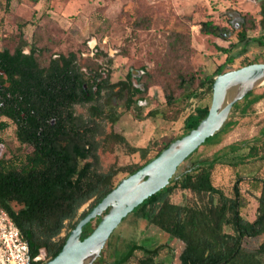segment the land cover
<instances>
[{
    "label": "trees",
    "instance_id": "1",
    "mask_svg": "<svg viewBox=\"0 0 264 264\" xmlns=\"http://www.w3.org/2000/svg\"><path fill=\"white\" fill-rule=\"evenodd\" d=\"M259 3L261 19L251 13L233 10L227 24L213 19L200 21L202 33L231 40L230 47L222 49L228 55L214 74L197 77L189 72L188 67H180L174 90L170 84L163 83L167 103L174 104L184 97V108L188 106L189 111L184 119L183 134L172 137L159 147L157 140L146 146H134L120 133L106 131L107 122L115 123L121 112L100 101L102 87L97 95L92 93L93 84H89L83 71L78 72L76 68L75 53L52 57L48 65L43 66L37 58L35 45L29 54L24 53L21 45L14 52L0 50V65L9 81L7 92L0 99V116L12 117L20 143L16 154L0 156V207L8 212L28 242L30 264L45 263L35 260L42 249L48 259L59 253L78 221L120 181H116L118 173L127 172L126 176L133 173L207 115L209 104L202 105L199 100L204 94L212 93L215 75L232 68L235 59L262 36L249 33L259 26L264 31V0ZM150 24L151 19L142 16L134 19L132 27L146 28ZM237 42L242 48L239 53L231 54ZM168 46L175 62L183 57L190 61L193 48L191 28L173 29ZM132 76L130 71L127 79L112 84V88L121 87L119 95H127L128 108L136 102L137 95L142 94L139 96L142 99L152 82L151 73L146 71L139 76V84L134 83ZM85 83L89 85L86 89ZM176 90L181 96L176 95ZM252 95L254 90L234 103L232 109L241 100H248L243 109V113L247 112L253 103L264 97V91L253 98ZM192 98L199 100L194 102ZM89 102V114H77L74 104ZM235 124L236 121L226 120L222 128L203 144L213 141ZM7 126V121H0L1 130ZM258 139L249 146L246 155H241L242 159L249 156L264 162V138ZM109 142L123 144L131 153L138 152L141 162L126 167L112 164L104 168L100 150L109 148ZM231 148L235 151L240 147L233 143ZM152 150L156 153L149 157ZM223 154L198 159L185 170L177 171L169 184L150 195L133 211L139 218L168 233L171 239L183 242L179 263H166L156 258L162 245L133 241L124 250L117 251L112 264L127 263L136 251L143 253L137 264H264V178L254 177L260 184L258 208L255 218L247 219L241 214L243 202L239 185L242 177L234 184L233 196L214 184L213 169ZM181 191L206 195L208 199L202 204L177 202L173 195ZM87 203L88 206L81 210ZM98 221L95 220V225ZM93 222L85 225L82 237L91 233L95 226ZM64 231L65 235H62ZM256 237H261L258 246L246 248L245 239Z\"/></svg>",
    "mask_w": 264,
    "mask_h": 264
},
{
    "label": "rangeland",
    "instance_id": "2",
    "mask_svg": "<svg viewBox=\"0 0 264 264\" xmlns=\"http://www.w3.org/2000/svg\"><path fill=\"white\" fill-rule=\"evenodd\" d=\"M260 9L259 0H0V48L13 50L17 45L26 43L28 50L35 45L38 48L37 58L43 66L48 65L50 59L59 53L75 52L85 73L107 71L113 83L127 79L128 73L132 71L134 83L139 84V76L143 71L151 73L152 82L147 91L143 93L142 99L139 98L142 94L137 95L136 102L130 108L126 105L127 95L124 98L115 95L110 102L104 99L100 101L121 112L115 123L107 122V132L120 133L134 146H146L157 140L159 147L172 137L183 134L184 119L189 111L188 106L184 108V97L174 104L167 103L163 83L170 84L174 90L180 67H188L189 72L197 77L214 74L228 55L222 49L229 48L231 40L202 33L200 21L213 19L227 24L233 10L251 13L261 19ZM142 16L149 17L151 24L146 28H133L134 19ZM185 26L192 31L190 61L183 57L175 62L168 46L169 35L173 29ZM249 33L262 36L250 44L246 53L235 59L232 68L247 61L264 62V31L259 26ZM91 44L97 47V53H92L94 46L91 47ZM241 48L242 44L237 42L231 54L239 53ZM253 90L254 95L262 93L264 83ZM176 93L181 96L179 90ZM211 99L212 94L207 93L202 99L194 101L192 98L191 101L199 100L202 105H210ZM247 101L241 100L231 108L227 120L236 121V124L213 141L202 144L180 165L178 171L185 170L198 159L224 153L213 169L214 184L227 195L233 196L234 184L242 177L239 185L243 202L241 214L251 220L257 213L260 194V184L254 177L264 178V162L249 156L242 159L241 155L248 153L249 146L257 143L258 137L264 138V97L243 113ZM90 107L91 104L76 105L75 111L88 115ZM2 120H6L8 126L0 129V156L14 155L20 146L15 133L16 126L0 116ZM233 143L240 148L233 151ZM107 144L109 148L100 150L104 168L112 164L126 167L141 162L139 153H131L123 144ZM155 153L156 150H152L149 157ZM127 174L121 171L116 181ZM173 199L202 204L208 197L181 191L174 194ZM87 206L88 203L81 210ZM62 235H65V231ZM260 240L261 237L247 238L244 245L254 249ZM133 241L152 246L162 245L156 258L166 263H179V254L184 247L181 240L171 239L158 226L131 212L113 230L92 264H112L117 251L124 250ZM142 255V252L136 251L125 264H137V259ZM39 256L40 261L49 260L44 249Z\"/></svg>",
    "mask_w": 264,
    "mask_h": 264
},
{
    "label": "water",
    "instance_id": "3",
    "mask_svg": "<svg viewBox=\"0 0 264 264\" xmlns=\"http://www.w3.org/2000/svg\"><path fill=\"white\" fill-rule=\"evenodd\" d=\"M263 81L264 62L262 61L230 68L215 75L207 115L187 133L172 141L152 160L121 179L78 221L69 232L59 253L44 264H92L119 223L150 195L169 184L180 165L222 128L234 103ZM241 83L248 85L239 94L230 98L224 107L225 96ZM223 107L225 109L221 117L218 113ZM97 219L99 221L91 233L82 237L85 225Z\"/></svg>",
    "mask_w": 264,
    "mask_h": 264
},
{
    "label": "built area",
    "instance_id": "4",
    "mask_svg": "<svg viewBox=\"0 0 264 264\" xmlns=\"http://www.w3.org/2000/svg\"><path fill=\"white\" fill-rule=\"evenodd\" d=\"M39 259L40 256L35 257ZM30 260L28 242L8 212L0 207V264H28Z\"/></svg>",
    "mask_w": 264,
    "mask_h": 264
},
{
    "label": "flooded vegetation",
    "instance_id": "5",
    "mask_svg": "<svg viewBox=\"0 0 264 264\" xmlns=\"http://www.w3.org/2000/svg\"><path fill=\"white\" fill-rule=\"evenodd\" d=\"M26 45L27 44H24V43L21 44V46L23 47L24 53L29 54L31 52L32 46H30V49L27 50L26 49ZM17 46H19V45H17ZM16 47H14L13 50L10 49V48H6V47L0 48V50H3V51L4 50H10V52H14ZM91 47H93V49H94L92 51V53H97L98 52V49H97V47H95V45L91 44ZM70 53H75V52H69L68 54H70ZM68 54L59 53V54L55 55L54 58H56L58 56L62 57L63 55H67L68 56ZM76 56H77V54H76ZM75 62H76V68H77L78 72L80 70H82L83 73L85 74V79L87 80V82L89 84H93L92 85V93L97 95V92L99 91V88L101 89V87H102V89L100 91L101 92L100 100L104 99L107 102H110L111 97H114L115 95H119V90H120L121 87L120 86H114V88H112V84H115V83H117L119 81L114 82V83L111 82L109 73H107V71H104V70L94 71L93 70V71H91L89 73H85V71L82 69V67H81V65L79 63L78 57L75 59ZM0 64H1V62H0ZM7 79H8V75H7L6 71L2 68V66L0 65V99L1 100L3 98V93L7 92V88L6 87H8V85H9V81H7ZM84 87L86 89V88L89 87V85L87 83H85ZM90 94H91V92H88V95H90ZM119 96L121 98H124L126 95L124 94L123 96H121V95H119ZM107 102H105V103H107ZM103 103H104V101H103ZM85 104H90V102L89 103H85ZM76 105H82V104L75 103L74 104V109L76 108ZM1 116H3L4 118L9 119L10 121H12L15 124V126L17 127L16 123L14 122V120L12 119L11 116H8V115H5V114L1 115ZM4 121H6V120H4ZM53 121H54V119H53ZM15 133H16V131H15Z\"/></svg>",
    "mask_w": 264,
    "mask_h": 264
},
{
    "label": "bare ground",
    "instance_id": "6",
    "mask_svg": "<svg viewBox=\"0 0 264 264\" xmlns=\"http://www.w3.org/2000/svg\"><path fill=\"white\" fill-rule=\"evenodd\" d=\"M262 83H264V81L262 82ZM248 85V83H241L240 85H238V87H236V88H234L231 92H229L226 96H225V98H224V107L227 105V103H228V100L230 99V98H232L233 96H236L237 94H239L242 90H244L245 88H246V86ZM222 108L221 109V111L218 113V115L220 116L221 115V117H222V115H223V113H224V111H223V109H225V108ZM136 184H137V182H136ZM140 185H138V187H139Z\"/></svg>",
    "mask_w": 264,
    "mask_h": 264
}]
</instances>
